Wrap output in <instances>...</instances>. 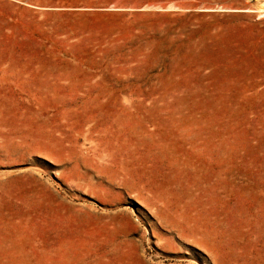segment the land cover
<instances>
[{
  "label": "rangeland",
  "instance_id": "1",
  "mask_svg": "<svg viewBox=\"0 0 264 264\" xmlns=\"http://www.w3.org/2000/svg\"><path fill=\"white\" fill-rule=\"evenodd\" d=\"M0 264H264V0H0Z\"/></svg>",
  "mask_w": 264,
  "mask_h": 264
},
{
  "label": "bare ground",
  "instance_id": "2",
  "mask_svg": "<svg viewBox=\"0 0 264 264\" xmlns=\"http://www.w3.org/2000/svg\"><path fill=\"white\" fill-rule=\"evenodd\" d=\"M21 142H22V141H21ZM21 142L14 141V144H16V145H17V144L20 145ZM101 176H102V175H101Z\"/></svg>",
  "mask_w": 264,
  "mask_h": 264
}]
</instances>
